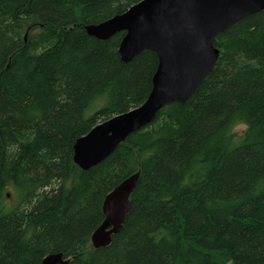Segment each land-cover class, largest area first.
Wrapping results in <instances>:
<instances>
[{"label": "trees", "instance_id": "1", "mask_svg": "<svg viewBox=\"0 0 264 264\" xmlns=\"http://www.w3.org/2000/svg\"><path fill=\"white\" fill-rule=\"evenodd\" d=\"M137 1L0 0V264H264V10L216 38L185 103L99 164L73 160L79 137L152 89L155 52L124 62V32L85 28ZM138 171L122 230L96 248L106 194Z\"/></svg>", "mask_w": 264, "mask_h": 264}, {"label": "water", "instance_id": "2", "mask_svg": "<svg viewBox=\"0 0 264 264\" xmlns=\"http://www.w3.org/2000/svg\"><path fill=\"white\" fill-rule=\"evenodd\" d=\"M264 10V0H141L123 13L85 25L89 35L108 40L125 31L119 44L124 62L144 50L158 56L153 87L132 109L94 125L74 145V162L87 170L105 160L132 133L150 125L172 102L185 103L212 73L220 50L216 38L236 22ZM140 171L128 176L105 197L104 220L92 233L96 248L111 244L131 211L130 197ZM63 253H50L40 264H68Z\"/></svg>", "mask_w": 264, "mask_h": 264}, {"label": "flooded vegetation", "instance_id": "3", "mask_svg": "<svg viewBox=\"0 0 264 264\" xmlns=\"http://www.w3.org/2000/svg\"><path fill=\"white\" fill-rule=\"evenodd\" d=\"M140 1H141V0H139V1L135 2V3H133L132 5H134V4H136V3L140 2ZM132 5H130L126 10H128ZM126 10H125V11H126ZM125 11H123V12H125ZM262 11H263V10H262ZM123 12H121V13H123ZM122 32H124V35H125L126 32H125V31H122ZM124 35H123V36H124ZM120 42H121V41H120ZM214 43H215V42H214ZM214 45H215V44H214ZM215 47H216V46H215ZM158 62H159V60H158ZM152 87H153V78H152ZM151 90H152V89H151ZM150 92H151V91H150ZM149 94H150V93H149ZM148 96H149V95H148ZM148 96H147V97H148ZM146 99H147V98H146ZM146 99H145V100H146ZM145 100H144V101H145ZM144 101H143V102H144ZM143 102H142V103H143ZM142 103H141V104H142ZM139 105H140V104H139ZM139 105H138V106H139ZM135 107H136V106H135ZM133 108H134V107H133ZM130 109H132V108H130ZM128 110H129V109H128ZM98 123H99V122H98ZM126 178H127V177H126ZM126 178H125V179H126ZM123 180H124V179H123ZM123 180H122V181H123ZM122 181H121V182H122ZM135 188H136V187H135ZM134 190H135V189H134ZM109 192H110V191H109ZM109 192H108V193H109ZM133 192H134V191H133ZM108 193H107V194H108ZM107 194H106V195H107ZM105 197H106V196H105ZM104 199H105V198H104ZM130 200H131V197H130ZM103 202H104V201H103ZM102 209H103V208H102ZM104 218H105V216H104ZM103 220H104V219H103ZM102 222H103V221H102Z\"/></svg>", "mask_w": 264, "mask_h": 264}, {"label": "rangeland", "instance_id": "4", "mask_svg": "<svg viewBox=\"0 0 264 264\" xmlns=\"http://www.w3.org/2000/svg\"><path fill=\"white\" fill-rule=\"evenodd\" d=\"M28 33V32H27ZM27 35V34H26ZM93 112V110H91L90 111V113H92ZM245 129H246V125H244V124H241V125H238L236 128H235V130L237 131V132H239V133H242L243 131H245ZM94 246V245H93Z\"/></svg>", "mask_w": 264, "mask_h": 264}, {"label": "bare ground", "instance_id": "5", "mask_svg": "<svg viewBox=\"0 0 264 264\" xmlns=\"http://www.w3.org/2000/svg\"><path fill=\"white\" fill-rule=\"evenodd\" d=\"M120 57H121V56H120ZM121 59H122V58H121ZM120 183H121V182H120ZM117 185H118V184H117ZM117 185H116V186H117ZM116 186H115V187H116ZM98 227H99V226H98ZM96 229H97V228H96ZM96 229H95V230H96ZM113 236H114V235H113ZM93 245H94V244H93ZM46 256H47V255H46ZM42 260H43V259H42ZM41 262H42V261H41Z\"/></svg>", "mask_w": 264, "mask_h": 264}]
</instances>
